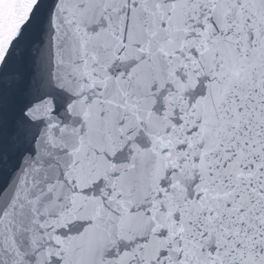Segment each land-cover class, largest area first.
<instances>
[{"label": "snow or ice", "instance_id": "obj_1", "mask_svg": "<svg viewBox=\"0 0 264 264\" xmlns=\"http://www.w3.org/2000/svg\"><path fill=\"white\" fill-rule=\"evenodd\" d=\"M0 264H264V0H0Z\"/></svg>", "mask_w": 264, "mask_h": 264}]
</instances>
